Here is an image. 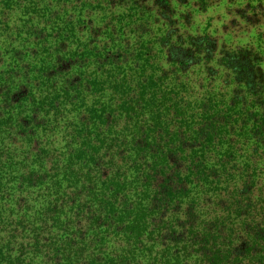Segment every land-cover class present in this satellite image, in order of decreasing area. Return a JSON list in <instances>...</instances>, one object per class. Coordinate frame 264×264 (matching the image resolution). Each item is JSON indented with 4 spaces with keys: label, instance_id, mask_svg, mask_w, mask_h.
Masks as SVG:
<instances>
[{
    "label": "trees",
    "instance_id": "obj_1",
    "mask_svg": "<svg viewBox=\"0 0 264 264\" xmlns=\"http://www.w3.org/2000/svg\"><path fill=\"white\" fill-rule=\"evenodd\" d=\"M47 2L0 0V264H264V51L170 0H105L81 45Z\"/></svg>",
    "mask_w": 264,
    "mask_h": 264
},
{
    "label": "rangeland",
    "instance_id": "obj_2",
    "mask_svg": "<svg viewBox=\"0 0 264 264\" xmlns=\"http://www.w3.org/2000/svg\"><path fill=\"white\" fill-rule=\"evenodd\" d=\"M70 1L62 3L60 0H48L50 13H58V18L61 17V19H64L66 15H70L71 20L76 22V26L78 22L83 21L81 24L83 28L80 30L79 35L81 45L87 44L91 39L89 37L91 29L98 30L99 37L96 38L98 39L96 41L99 44L98 46L102 47L106 37L102 34H106V31H109L112 26L118 27L119 17L123 15L122 11L116 9L114 10V12L116 11L115 16H112L105 0H82L77 4H72ZM170 3L174 10L177 27L185 40L188 37L208 36L210 39L216 40L217 52L222 46L230 50L247 48L258 52L264 51V18L260 19L256 25H247L235 15L241 10H244L247 14V6L250 7V10L259 5L264 7V0H210V5L204 12L194 7L191 0L187 2V5L180 2V0H170ZM92 7L95 8V11L90 14L87 9H92ZM185 15H187V20L184 18ZM18 17H20L18 14L13 15L12 19H16L17 22L13 20L11 22L14 23L17 29H21L22 24L18 22ZM37 21L34 20L35 23ZM52 28L54 29V26ZM54 30H52L51 35L55 33ZM22 37L23 35H21L20 40ZM132 39L130 38V43L134 42ZM3 42H5V36L0 38V43ZM201 76L200 74L199 77ZM194 78H197V75Z\"/></svg>",
    "mask_w": 264,
    "mask_h": 264
}]
</instances>
